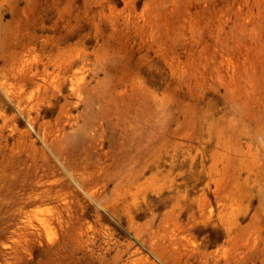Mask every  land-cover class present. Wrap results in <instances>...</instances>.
I'll return each mask as SVG.
<instances>
[{
  "label": "rangeland",
  "instance_id": "rangeland-1",
  "mask_svg": "<svg viewBox=\"0 0 264 264\" xmlns=\"http://www.w3.org/2000/svg\"><path fill=\"white\" fill-rule=\"evenodd\" d=\"M0 264H264V0H0Z\"/></svg>",
  "mask_w": 264,
  "mask_h": 264
}]
</instances>
